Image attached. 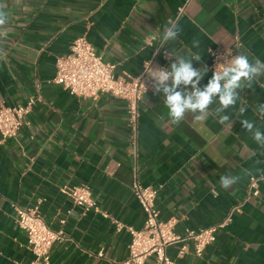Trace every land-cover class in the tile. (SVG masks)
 <instances>
[{"label": "crops", "instance_id": "crops-1", "mask_svg": "<svg viewBox=\"0 0 264 264\" xmlns=\"http://www.w3.org/2000/svg\"><path fill=\"white\" fill-rule=\"evenodd\" d=\"M9 15L0 35V106L25 104L38 96L27 124L0 142V264H30L34 254L15 220L14 204L41 201L40 210L68 240L51 250V264H118L129 254L126 226L141 228L145 213L132 192L135 181L159 187L156 206L163 218H179L177 231L223 220L243 199L251 176L264 174V76L238 89L236 104L216 114L218 98L202 124L186 114L178 126L163 119V94L140 101L136 147L131 142L125 100L105 93L71 95L53 81L56 59L85 35L116 75H138L160 43L164 28L177 22L179 38L164 43L173 56L200 54L193 66L208 72L210 49L235 45L264 61V0H0ZM199 40V47L193 41ZM174 58V57H173ZM183 87V86H181ZM191 90V86L188 87ZM244 112H240V108ZM229 116L224 124L220 117ZM253 124L249 131L241 121ZM1 138V134H0ZM240 177L229 190L224 175ZM87 184L101 210L85 211L63 187ZM259 194L219 230L202 256L178 255L175 264H264V180ZM124 226L118 228L116 222Z\"/></svg>", "mask_w": 264, "mask_h": 264}, {"label": "built area", "instance_id": "built-area-1", "mask_svg": "<svg viewBox=\"0 0 264 264\" xmlns=\"http://www.w3.org/2000/svg\"><path fill=\"white\" fill-rule=\"evenodd\" d=\"M236 39L233 46L217 45L210 49L209 70L212 74L218 64H225L235 55L242 53L239 40ZM172 55V51L164 43H160L153 55L144 60L142 71L138 75H116V64L105 61L87 37L79 35L72 41L69 52L57 57L53 81L63 86L71 95L97 97L108 93L125 100L131 142L136 147L140 101L145 93L153 91L148 72L157 66L167 68L172 62L173 57H170ZM38 98L31 96L25 104L0 106V142L18 135L22 127L27 124L26 115L32 111ZM262 180L264 174L250 177L246 196L228 210L222 221L208 227L185 228L183 232L177 231L179 218L161 216L156 206L159 187L144 186L139 181H135L132 192L145 213V220L141 228L126 226L131 236L129 254L118 264H175V260L167 251L175 244H180L178 252L180 257H184L189 251L196 256H202L205 248L216 240L219 230L229 225L233 218L242 212L243 205L250 197L259 194V182ZM63 191L83 210H93L108 216L93 197L89 185L74 184L71 187L66 185ZM40 204V200L29 207L14 204L15 220L25 231L28 246L34 254L30 264H51L52 247L69 238L63 228L54 229L48 223L40 210ZM115 222L118 228L124 226Z\"/></svg>", "mask_w": 264, "mask_h": 264}, {"label": "clouds", "instance_id": "clouds-1", "mask_svg": "<svg viewBox=\"0 0 264 264\" xmlns=\"http://www.w3.org/2000/svg\"><path fill=\"white\" fill-rule=\"evenodd\" d=\"M8 23L6 5L0 3V35H7ZM180 34L179 24L173 21L164 28L161 40L163 43L174 42ZM199 43V40H194L193 47L198 48ZM170 57L174 58L167 68L159 66L151 68L148 76L152 82L153 93L156 95L162 93L164 96L167 112L163 119L176 126L185 120L188 113L194 115L197 124H202L208 115L210 105L216 102L217 98L219 107L215 109L216 114L234 106L239 98L237 90L251 87L256 78L264 76V61L248 53H239L229 62L218 64L211 79L201 90L197 85L208 72V66L205 64L202 68H196L192 63L193 60L199 62L201 55L188 56L179 53ZM189 86H191L190 91ZM261 110L264 111V106ZM240 112H244L243 107L240 108ZM228 120L229 116L223 115L219 123L224 124ZM241 124L249 131L253 128V124L248 120H242ZM254 139L264 146V136L259 131L255 132ZM239 180V176L224 175L220 177L219 185L221 189L229 190L238 185Z\"/></svg>", "mask_w": 264, "mask_h": 264}]
</instances>
